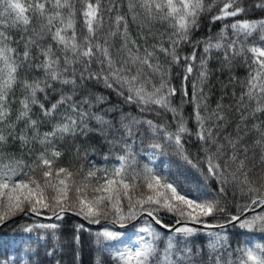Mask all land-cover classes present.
Returning a JSON list of instances; mask_svg holds the SVG:
<instances>
[{
  "label": "snow or ice",
  "instance_id": "6c2138e0",
  "mask_svg": "<svg viewBox=\"0 0 264 264\" xmlns=\"http://www.w3.org/2000/svg\"><path fill=\"white\" fill-rule=\"evenodd\" d=\"M256 10L264 13V0H0V226L32 221L21 225L17 249L0 252V264H25V256L31 264L33 244L49 237L46 256L57 246L76 253L85 232L113 264H203L189 247L198 233L211 264H264V18H245ZM209 15L223 26L193 42ZM217 72L227 80L213 84ZM93 81L136 114L111 107L105 113L119 115L105 119L94 111L105 97L91 91ZM92 133L109 145L103 165L89 160ZM193 137L195 154L186 147ZM137 140L147 142L141 153ZM24 150L35 152L30 163ZM169 154L203 179L192 185L158 169L156 158ZM68 214L83 222L62 238L57 222ZM228 225L247 237L231 251Z\"/></svg>",
  "mask_w": 264,
  "mask_h": 264
},
{
  "label": "trees",
  "instance_id": "16d2710c",
  "mask_svg": "<svg viewBox=\"0 0 264 264\" xmlns=\"http://www.w3.org/2000/svg\"><path fill=\"white\" fill-rule=\"evenodd\" d=\"M22 2L30 3L31 0H22ZM253 0H248V3L251 4ZM248 19H260L264 18V13H261L259 10L250 12L247 17ZM105 19L107 20V14L105 15ZM221 22H215L213 23L211 21V16H205L201 19V23L199 26V29L196 30L193 33V42L195 40H203L206 39L209 34H212L213 36L219 32L220 28L222 27ZM83 30L82 21L78 22V31ZM130 31L132 33V36L135 38L136 36V26L132 25L130 28ZM13 36L19 40L20 33L19 32H13ZM119 41H117V44ZM22 47V44L20 45ZM192 51L191 45H185L183 52L190 54ZM202 51V46L198 50L199 52ZM251 54H249L250 56ZM220 64V59L216 56L213 57V59L210 61L211 67L215 70ZM31 75L35 76L37 73L33 72ZM236 75L243 79L247 75V68L241 67L237 69ZM219 77L222 80H227L226 74H221L219 72L216 73V75L213 77V84L216 83V78ZM177 84L179 83V78L177 77L176 81ZM93 87L91 88V91L94 92L97 95H102L105 97V103H102L96 107L94 111L97 113L105 115V119H112L114 116H118L119 113H112L108 112L105 113V110L111 107H117L122 108L125 111H131L133 114H136L135 106H130L124 103L123 98L116 95L115 92H112L110 89H106L102 83H95L92 82ZM217 91L212 97V106H215V101L219 96V85H216ZM229 94L231 93V87L229 88ZM241 91L239 85L236 86V92L239 94ZM21 98V93L19 90L16 92V100L17 104L13 105L14 108L18 106V100ZM58 93L53 94L50 96V100L52 103L55 102L56 99H58ZM180 98L177 96L174 99V102L176 104H179ZM34 118L38 117L40 115L38 108H33ZM184 114L186 117H189L191 115V105L185 104L184 105ZM146 118H154L153 114L145 113L144 114ZM234 119L238 117H233ZM190 127H194V120L189 119L188 121ZM92 127H98V125L95 124V121L91 124ZM19 127H23L21 124ZM47 130V128H42L41 131ZM91 143L93 144L95 151L91 152L89 155V160L95 161L98 165H103L105 163L104 161V155L109 150V145L105 143L102 136H99L97 133L91 134ZM39 146H36L38 148ZM186 147L195 154L196 148H195V137L192 138V142L186 144ZM142 148H147V142H145L144 145H141L139 140H137V143L135 145V152L141 153ZM14 149L18 152L20 151L19 144L16 142L14 144ZM24 158L29 163L35 158V152L31 156L28 155L27 150H24ZM110 158V162H111ZM138 159L140 160L141 164L148 162V157L146 155H139ZM62 163L65 165H68L69 159L66 157L62 160ZM156 166L158 169H164L168 168L173 173H176L181 176L182 179H185L187 183H190L192 185H195L197 181H201L203 178L200 177L199 173H197L194 169H190L188 166L184 165L183 161L179 159V157L169 154V155H162L156 158ZM39 219V218H37ZM18 223L10 222L3 226L0 229V239H6V242L9 239H19L23 235L19 229L21 225L29 224L32 221L28 219H17ZM40 222L47 223V220H41ZM51 222V221H49ZM78 217L73 216L72 214H68L64 221L57 222L61 225L60 229L58 230V234L63 238L66 236H70L75 225L78 223H82ZM167 222L171 223V220H168ZM86 227L90 228L93 232L96 231L97 227H92L89 225H86ZM227 237H228V245L229 250L236 249L238 243L243 245L247 239L245 235H241L238 228H232L231 226L228 227ZM216 231H219L216 230ZM262 234L256 233V236H261ZM36 234L33 233V241H35ZM83 245L79 247L76 250V253H74L69 248L65 247L64 250H60L57 246V251L54 253L53 256H46V251H49L53 246L54 242L51 241V238L49 237V240L41 241L39 244L34 243L31 251L35 253V255L31 256V264H113L112 257L103 250H97L95 244L89 239L88 233L85 232L82 235ZM5 242V243H6ZM47 245V247L45 246ZM163 247V242H161V248ZM189 247L193 248L194 254L197 251H200V256L197 257L198 259H202L203 264H211V261L209 259L208 255V248H207V237L203 233H198L195 236H193L190 240ZM7 249H4L2 247V244L0 243V252H7ZM215 254H213L214 256ZM238 255V253H233V258H235ZM25 264H29V257L25 259Z\"/></svg>",
  "mask_w": 264,
  "mask_h": 264
},
{
  "label": "rangeland",
  "instance_id": "374dc122",
  "mask_svg": "<svg viewBox=\"0 0 264 264\" xmlns=\"http://www.w3.org/2000/svg\"><path fill=\"white\" fill-rule=\"evenodd\" d=\"M47 223H49V221H47ZM119 230V229H117ZM119 231H124V230H119ZM259 237V236H257ZM19 241H20V238L19 239H9L6 243L2 244V247L4 249H7L8 251H11L13 249H17L19 247ZM261 242H264V241H261ZM27 258V256L23 257L24 261L25 259Z\"/></svg>",
  "mask_w": 264,
  "mask_h": 264
},
{
  "label": "water",
  "instance_id": "95a60500",
  "mask_svg": "<svg viewBox=\"0 0 264 264\" xmlns=\"http://www.w3.org/2000/svg\"><path fill=\"white\" fill-rule=\"evenodd\" d=\"M17 219H19V217H17L16 220H17ZM10 222H12V221H8L6 224H8V223H10ZM6 224L0 226V229H1L3 226H5ZM91 226H93V227H98V226H95V225H91ZM228 226H230V225H228Z\"/></svg>",
  "mask_w": 264,
  "mask_h": 264
}]
</instances>
